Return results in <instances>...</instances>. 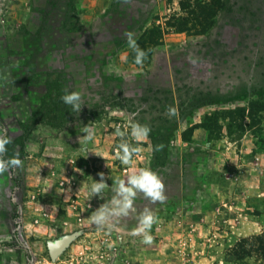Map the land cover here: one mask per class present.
Here are the masks:
<instances>
[{
    "label": "rangeland",
    "instance_id": "374dc122",
    "mask_svg": "<svg viewBox=\"0 0 264 264\" xmlns=\"http://www.w3.org/2000/svg\"><path fill=\"white\" fill-rule=\"evenodd\" d=\"M179 1L0 0V129L12 141L5 156L23 161L0 174V264H264L257 254L226 258L264 232V130L228 118L264 104V0H224L201 36L167 27ZM152 25L162 42L135 67L126 33L137 40ZM55 88L80 91V112L64 104L52 116ZM215 113L210 139L202 122ZM133 122L151 129L146 140L115 134ZM122 139L140 144L131 166L115 159ZM141 167L161 175L166 199L138 193L111 228L90 223L113 195L88 199L92 179L103 172L111 186ZM146 207L158 217L150 245L131 234ZM65 237L50 257L48 245Z\"/></svg>",
    "mask_w": 264,
    "mask_h": 264
},
{
    "label": "clouds",
    "instance_id": "9594fccd",
    "mask_svg": "<svg viewBox=\"0 0 264 264\" xmlns=\"http://www.w3.org/2000/svg\"><path fill=\"white\" fill-rule=\"evenodd\" d=\"M126 37L128 46L135 52L134 63L136 65H143L147 52L137 43L133 32H127ZM60 99L76 113H79L82 106L85 105L80 91H68L65 89ZM168 114L176 115V109L170 108ZM83 131L85 135L82 139H84L85 142L90 141L95 134V125L88 124L84 126ZM150 131L151 129L147 125L133 122L131 124L130 133H125L117 129L115 134L120 137L130 134L135 141L140 142L149 137ZM11 142V138L7 135L6 131L0 129V174L10 172L15 168L21 167L23 164V161L18 155L12 157L5 156L8 152L7 146ZM140 152L141 147L139 143L133 144L127 139H122L115 149L114 156L122 165L131 166L134 163V157L138 156ZM97 175L100 179L98 181L92 179V182L87 186L86 193L88 199L92 197L101 198L105 190L109 188L113 193L109 200L92 211L88 217L90 223L101 229L106 227L111 228V222L113 220L127 217L130 212H134V202L138 193H143L151 202H163L166 199L163 179L158 172L150 167L133 168L126 178H117L111 186L106 183L104 178L105 174L103 172ZM157 220L158 217L152 210L147 207L144 208L139 214L138 224L131 230V234L141 237V242L143 244L150 245L154 238L151 234V229Z\"/></svg>",
    "mask_w": 264,
    "mask_h": 264
},
{
    "label": "trees",
    "instance_id": "16d2710c",
    "mask_svg": "<svg viewBox=\"0 0 264 264\" xmlns=\"http://www.w3.org/2000/svg\"><path fill=\"white\" fill-rule=\"evenodd\" d=\"M178 4L179 12L167 18V27L175 33L201 36L205 35L213 26L218 11L224 5V0H180ZM163 33L159 26L152 25L150 28L144 30L136 40L140 47L147 52L143 65H136L134 63L135 52L132 49L128 50L126 60L135 67H141L149 63L152 48L161 44ZM54 92L51 90V94H53L51 96H54L50 98L52 116L58 115L57 113L60 112V108L64 106L58 89L55 88ZM262 112H264L263 103L251 102L247 114H244V110L239 108L230 112L228 118H230L231 124L236 122L239 130H242L243 127L242 120L248 118L260 132L264 130V117L258 116V114ZM219 115L215 113L211 116H206L204 122H202V127L208 131L210 139L218 138L216 137V133H214L215 131L212 130V126L218 122ZM259 125H262V128H259ZM262 144H264V140H262ZM253 254H257L264 259V232L249 238L240 239L232 248L228 249L226 258L228 261L240 262Z\"/></svg>",
    "mask_w": 264,
    "mask_h": 264
},
{
    "label": "water",
    "instance_id": "95a60500",
    "mask_svg": "<svg viewBox=\"0 0 264 264\" xmlns=\"http://www.w3.org/2000/svg\"><path fill=\"white\" fill-rule=\"evenodd\" d=\"M69 241V237H65L64 239L57 241L56 243L48 245V252L50 257L54 258L67 244Z\"/></svg>",
    "mask_w": 264,
    "mask_h": 264
}]
</instances>
